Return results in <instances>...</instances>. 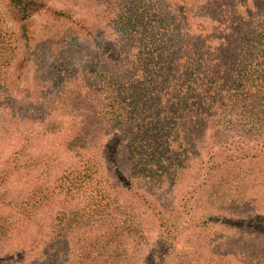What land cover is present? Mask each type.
I'll list each match as a JSON object with an SVG mask.
<instances>
[{
	"label": "trees",
	"instance_id": "obj_1",
	"mask_svg": "<svg viewBox=\"0 0 264 264\" xmlns=\"http://www.w3.org/2000/svg\"><path fill=\"white\" fill-rule=\"evenodd\" d=\"M3 1L17 27L18 45L26 50L33 40L36 16L75 23L73 10L53 8L49 0ZM172 2L175 10L165 13L161 0H108L104 13L112 17L113 30L128 41L135 38L140 47L136 64L118 51L104 29L89 32L81 26V32L49 47H57L65 62L57 77L47 73L49 87L38 86L48 90L33 100L29 111L25 109L29 116L23 118L21 109L0 114L1 127L28 120L44 136L54 137L66 130L68 152L91 154L80 166L63 171L55 167L53 173L56 159L48 151L36 154L34 136L24 137L0 169V204L10 207L30 229L40 211L52 202L69 204L73 201L68 199L75 198L78 206L59 209L52 221L44 222L45 243L39 240L40 230V237L36 234L31 241L27 239L23 249L0 253V264H23L25 260L24 264H127L130 244L143 246L148 240L137 209L138 205H151L139 191L138 182L174 188L185 183L193 168L194 182L182 205L190 204L197 194L201 196L198 207H203L204 199L211 203L212 231L204 225L205 231L198 235L209 241L211 264H226L216 256L218 225L264 235V218L254 209L259 201L250 198V192L257 195L259 188L251 181L256 173L249 175L245 170L261 162L264 144L251 146L233 140L209 147L201 155L211 132L220 135L241 125L244 137L264 132V0ZM194 9L199 15H193ZM187 24L192 30L184 34ZM6 37L0 26V78L15 58L16 49ZM80 47L101 50L98 56L78 61L73 53ZM43 58L39 63L46 65ZM73 81L78 86L70 89ZM91 98L96 103L90 108L89 126V119L76 107ZM61 107L71 108L69 117L74 121L68 125L51 119L52 111ZM105 133L109 139L97 147L95 142ZM33 173L37 182L25 193L16 198L4 193L15 177L32 178ZM77 195L81 196L79 202ZM176 218L161 217L157 245L142 264H168L174 245L185 238L186 231L180 230ZM10 230L11 220L0 216V243ZM34 243L44 245L42 251L35 250ZM251 257L264 260V245ZM141 258L133 257L136 261Z\"/></svg>",
	"mask_w": 264,
	"mask_h": 264
},
{
	"label": "rangeland",
	"instance_id": "obj_2",
	"mask_svg": "<svg viewBox=\"0 0 264 264\" xmlns=\"http://www.w3.org/2000/svg\"><path fill=\"white\" fill-rule=\"evenodd\" d=\"M97 1L98 0H49V5L53 8L60 10H73L76 27L75 23L69 21H55L47 15L36 16L32 28L33 40L30 47L26 50L24 46H21L20 44L18 45L17 27L7 15L6 4L3 0H0V26H2V31L7 34V41L11 42L13 48L16 49L15 53L12 54L15 55L12 64L4 70L5 74L0 78L1 116H4V114H11L12 111L16 112L17 109H21L19 114L25 115L23 118L29 116L30 113L26 110L29 111L33 100L36 97L44 96L45 91L48 90L41 89L38 86L49 87L50 81L48 80V77H46L47 73L52 72L55 77H57V75L60 74L62 64L65 62L61 51L57 47L51 48L52 50H49V47L53 42L58 45L59 41L67 35L80 31L79 29L81 26L89 32H100L99 30L104 29L108 37L111 36L113 41L117 44L118 51H120L132 65L136 64L135 55L139 54L138 51L140 50L137 41L135 38L128 41L126 37L120 34V32L114 31L110 23L112 22V17H109L104 13V7L108 0ZM161 2L164 4L162 9L165 13H170L172 9L175 10L172 0H161ZM197 11L198 10L196 9L193 10L194 16L199 15V12ZM191 30L192 29L188 24L183 28L184 34H188ZM78 37L81 36L78 35ZM82 47H80L79 50L76 49V52L73 53L74 59H77L78 61L93 57L96 54L98 56L99 51L101 50L99 49L95 52L90 49H82ZM40 57H44L43 60H47L46 65L39 63ZM38 71L40 72L38 73ZM35 76L38 77V82L36 81ZM77 86L78 84L73 81L69 85V88L73 89ZM59 89L63 91L64 86L61 85ZM94 99L95 98H91L87 103L80 102L76 107L86 119L91 118L90 115L92 112H90V108L96 103V99ZM53 111L51 117L53 121L59 123L65 122L67 125L74 121L72 119L73 116H71V118L69 117V114H71L70 107H61ZM91 120L92 119H89V126H92ZM27 121L28 120H20V122H13L9 126H0V169L12 153L23 144L24 137L29 134L34 136L35 153L38 154L44 151L50 152V156L53 159H56L54 168H60L61 171L71 166H80L78 165L80 161L88 160L91 157L90 153L76 155L66 150V130L62 134H58L54 137L44 136L41 128H37L35 125ZM1 124L2 120L0 119V125ZM242 127L243 125L238 127V130L235 131L223 130L220 135H216L212 132L209 133L205 138L204 146L201 148L202 157L207 154L209 147H219L220 145L230 143L233 140L238 141L241 139L251 146L264 144V132L261 133L260 131H257L251 138L244 137V133L241 129ZM64 129H66V127H64ZM108 135V133H105L104 136H102V140L96 141V146L101 147V145L109 139ZM245 170L249 175L256 173L255 175H252L251 181L253 180V184L259 187L256 191L258 196L253 194V192H250V198H255L259 201L258 206H255L254 209H258V213H260L258 217L264 218V157L261 159V162L252 163L250 166L245 167ZM56 171L55 168L53 173ZM195 172V168H193L192 173L189 175V178L185 183L174 188L168 186L154 187L143 181L138 182L139 191L149 199L151 205L146 208L145 206L138 205L137 209L138 213H140V218L145 222L144 234L148 240L147 244L143 246L140 245L142 247L135 245L134 243L130 244L131 260L127 264H142V259L144 262V258H146V256L151 253V249H154L157 245L160 234L159 225L161 217H166L167 219L170 215L178 217V219L176 218V222L179 225L180 230L185 229L186 232L185 238H180L177 244L174 245L175 252L168 260V264H183L184 261H187L188 264H211V248H209V241L205 242V238H198V235H200L203 230L205 231L204 225L209 232L212 231L211 226L214 222L211 224L209 220L212 219L214 210L209 208L211 203L204 199V203L201 204L203 207H198L196 202L201 199V196L197 194L194 196V199L190 204L185 206L182 205L183 198L188 191V186L190 189V186L194 182L192 178L194 177ZM31 175L32 178L21 177V175L15 177V179L10 181L9 186L4 193L11 195L10 197L12 198L19 197V195L25 193L35 182H37L35 180L37 174L33 173ZM104 177H106V180L109 182V178L106 174ZM77 197L79 198L76 200L79 202L81 196L77 195ZM74 199H68L73 201V203L69 204L64 203V201L50 203L45 209L40 211V216L39 218L37 217L33 225L34 227L32 226L31 229L17 214H14V212L9 209L10 207H5L0 204V216H8L11 220V230L9 235H7L3 239V242L0 243V253H15V250L23 249L27 239L31 241V237L36 234L38 235L37 237H40V230L42 236L39 240L42 243H45L46 235H43L44 222L52 221L53 214L59 209L77 207L78 205ZM212 200L216 201L217 199L213 198ZM182 207H187V211L180 212ZM233 219H237V217H233ZM216 225H218V223H216ZM237 225H239V223ZM218 226L216 228H219L220 239L217 244V257H220L221 260L224 259L226 264H264L263 259L256 261L251 257V254L254 253V251L264 245L263 234L260 235L259 233L243 232L233 225L225 227ZM173 232L171 231L174 235ZM38 245V243H34L33 246L35 247V250ZM43 247L44 245H40L37 250L42 251ZM133 257H135V259L142 258L136 261ZM252 260L256 262H253Z\"/></svg>",
	"mask_w": 264,
	"mask_h": 264
}]
</instances>
